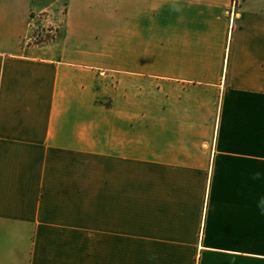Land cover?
<instances>
[{"label":"crops","instance_id":"obj_1","mask_svg":"<svg viewBox=\"0 0 264 264\" xmlns=\"http://www.w3.org/2000/svg\"><path fill=\"white\" fill-rule=\"evenodd\" d=\"M44 2L0 0V264H264V0Z\"/></svg>","mask_w":264,"mask_h":264},{"label":"built area","instance_id":"obj_2","mask_svg":"<svg viewBox=\"0 0 264 264\" xmlns=\"http://www.w3.org/2000/svg\"><path fill=\"white\" fill-rule=\"evenodd\" d=\"M49 18L47 11L40 12L32 17L33 23L30 24L32 28V34L28 38L27 42L30 44L44 43L50 40L56 33L58 27L46 22Z\"/></svg>","mask_w":264,"mask_h":264},{"label":"rangeland","instance_id":"obj_3","mask_svg":"<svg viewBox=\"0 0 264 264\" xmlns=\"http://www.w3.org/2000/svg\"><path fill=\"white\" fill-rule=\"evenodd\" d=\"M41 1H45L44 3H46V2H49V0H41ZM62 8H63V2H61V4H59ZM46 6H48V5H46ZM54 9V8H53ZM48 13H49V18L48 19H46V22L48 23L47 25H49V23H51V24H53V25H56V22H55V20H54V18H53V13H52V11L49 9L48 10Z\"/></svg>","mask_w":264,"mask_h":264},{"label":"clouds","instance_id":"obj_4","mask_svg":"<svg viewBox=\"0 0 264 264\" xmlns=\"http://www.w3.org/2000/svg\"><path fill=\"white\" fill-rule=\"evenodd\" d=\"M173 10H178V9L174 8Z\"/></svg>","mask_w":264,"mask_h":264}]
</instances>
